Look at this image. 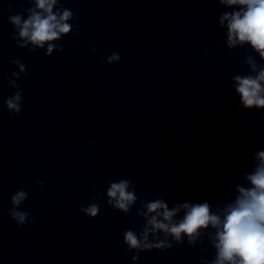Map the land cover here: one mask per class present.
Returning a JSON list of instances; mask_svg holds the SVG:
<instances>
[{
    "label": "clouds",
    "instance_id": "9594fccd",
    "mask_svg": "<svg viewBox=\"0 0 264 264\" xmlns=\"http://www.w3.org/2000/svg\"><path fill=\"white\" fill-rule=\"evenodd\" d=\"M28 2L33 6L26 10V19L22 14L9 16V22L15 28L13 39L17 46L31 51L46 48L45 55L48 56L56 51L63 52V46L55 42L71 33L73 25L69 21L79 18L74 17L70 9L58 7L59 0ZM218 3L238 9L225 11L218 17L219 26L226 29L227 48L250 45L264 61V0H218ZM120 59L119 53L115 52L106 57L108 64L117 63ZM13 63L19 72L12 73L15 79H9V83L18 90L4 103L10 113L17 115L21 111L23 91L16 81L26 72V65L19 59ZM244 63L249 74L232 77L233 89L240 97V103L235 107L264 109V65L252 55L247 56ZM247 139L255 141L256 136ZM252 160L254 163L249 171L243 173V183L236 185L233 198L226 202L218 201L215 211L207 200L184 201L172 207L164 199L141 201L136 215L144 220V224L139 233L131 229L123 233L127 250L136 253L132 260H139L141 252L171 249L174 244H182L186 237L190 246L203 243L206 238L215 250L214 259L208 261L202 256L201 264H264V150H257ZM40 185L43 186V181ZM28 195L21 189L11 196L9 216L20 227L34 223L30 221L29 213L20 207ZM101 195H106L109 206L125 215L131 212L138 200L135 186L129 179L110 182L106 193H97V198ZM80 211L95 218L100 205L93 201L82 206Z\"/></svg>",
    "mask_w": 264,
    "mask_h": 264
}]
</instances>
